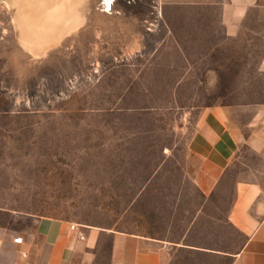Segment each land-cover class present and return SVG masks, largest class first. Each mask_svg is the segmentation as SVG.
Returning <instances> with one entry per match:
<instances>
[{
    "label": "rangeland",
    "instance_id": "obj_1",
    "mask_svg": "<svg viewBox=\"0 0 264 264\" xmlns=\"http://www.w3.org/2000/svg\"><path fill=\"white\" fill-rule=\"evenodd\" d=\"M111 1L81 0L79 23L47 45L23 42L17 3L0 0L1 208L115 229L157 209L166 217L180 191L179 205L192 206L195 194L177 185L197 107L264 100L255 60L215 51L214 14ZM261 37L254 58L264 28ZM207 64L215 76H202ZM231 182L229 172L227 198Z\"/></svg>",
    "mask_w": 264,
    "mask_h": 264
},
{
    "label": "crops",
    "instance_id": "obj_2",
    "mask_svg": "<svg viewBox=\"0 0 264 264\" xmlns=\"http://www.w3.org/2000/svg\"><path fill=\"white\" fill-rule=\"evenodd\" d=\"M169 3L204 16L214 14L215 51H230L237 61L246 53L247 60H255V71L264 73V42L262 52L253 57L262 42L263 0ZM174 42L181 51V44ZM204 69L202 76H215L210 64ZM197 108L179 163L185 180L177 185L180 190L190 187L192 206L179 205L180 191L168 204V216L157 209L155 215L135 221L133 229L0 207V264H264V100ZM238 111L249 112L245 122L237 118ZM229 172L227 198L224 181Z\"/></svg>",
    "mask_w": 264,
    "mask_h": 264
},
{
    "label": "bare ground",
    "instance_id": "obj_3",
    "mask_svg": "<svg viewBox=\"0 0 264 264\" xmlns=\"http://www.w3.org/2000/svg\"><path fill=\"white\" fill-rule=\"evenodd\" d=\"M80 1L81 0H15V3L18 5L17 10L19 11L20 29H18L21 32L20 38L23 42H32L34 40L38 42L47 39L48 45V42L53 37L52 35L62 32L65 28H70L71 30L73 26L79 23L80 17H78L77 6ZM111 2V0H104V6L107 7L106 10H111ZM17 20L18 19H15L16 22ZM47 45H45V48H47ZM49 45H51V43ZM25 46L26 45H23V47ZM41 49L44 50V48Z\"/></svg>",
    "mask_w": 264,
    "mask_h": 264
}]
</instances>
